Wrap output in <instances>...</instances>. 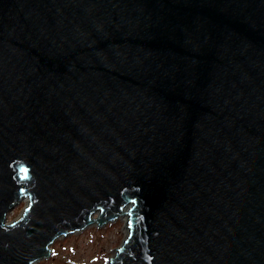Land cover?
<instances>
[{"label": "water", "instance_id": "1", "mask_svg": "<svg viewBox=\"0 0 264 264\" xmlns=\"http://www.w3.org/2000/svg\"><path fill=\"white\" fill-rule=\"evenodd\" d=\"M121 217L109 264H264V0H0V264Z\"/></svg>", "mask_w": 264, "mask_h": 264}, {"label": "rangeland", "instance_id": "2", "mask_svg": "<svg viewBox=\"0 0 264 264\" xmlns=\"http://www.w3.org/2000/svg\"><path fill=\"white\" fill-rule=\"evenodd\" d=\"M27 201L15 207L8 215V221L20 217ZM97 216V215H95ZM127 219L118 218L102 227L97 223L61 236L51 246L52 257L38 260L35 264H109L114 251L127 235Z\"/></svg>", "mask_w": 264, "mask_h": 264}, {"label": "snow or ice", "instance_id": "3", "mask_svg": "<svg viewBox=\"0 0 264 264\" xmlns=\"http://www.w3.org/2000/svg\"><path fill=\"white\" fill-rule=\"evenodd\" d=\"M24 172H25V175H27L28 170L27 169H24ZM130 227H131V225H130Z\"/></svg>", "mask_w": 264, "mask_h": 264}]
</instances>
